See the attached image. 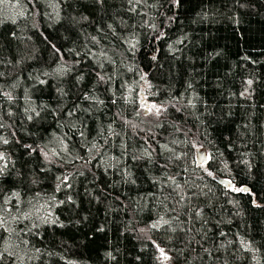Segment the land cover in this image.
<instances>
[{"label": "trees", "instance_id": "trees-1", "mask_svg": "<svg viewBox=\"0 0 264 264\" xmlns=\"http://www.w3.org/2000/svg\"><path fill=\"white\" fill-rule=\"evenodd\" d=\"M0 156V264H264V0H0Z\"/></svg>", "mask_w": 264, "mask_h": 264}, {"label": "rangeland", "instance_id": "rangeland-1", "mask_svg": "<svg viewBox=\"0 0 264 264\" xmlns=\"http://www.w3.org/2000/svg\"><path fill=\"white\" fill-rule=\"evenodd\" d=\"M143 106L146 108V111L153 112L154 115H155V114L157 115V110H156L154 107L149 106V104H148L145 100H143ZM151 109H152V110H151ZM201 154H204L205 156L208 155L207 152H206L205 150H203V149H201V150L198 152L197 156H200ZM160 254L162 255V257H163V259H164L165 261H168V259H169V255H168V253H167L166 251H164V250L162 249Z\"/></svg>", "mask_w": 264, "mask_h": 264}, {"label": "water", "instance_id": "water-1", "mask_svg": "<svg viewBox=\"0 0 264 264\" xmlns=\"http://www.w3.org/2000/svg\"><path fill=\"white\" fill-rule=\"evenodd\" d=\"M206 161H207V156H205L204 154H201L200 155V159H199V163H203V162H206ZM218 181L220 183H222L223 185H225L226 187H228V188L233 185L232 182H230L227 179H218Z\"/></svg>", "mask_w": 264, "mask_h": 264}, {"label": "snow or ice", "instance_id": "snow-or-ice-1", "mask_svg": "<svg viewBox=\"0 0 264 264\" xmlns=\"http://www.w3.org/2000/svg\"><path fill=\"white\" fill-rule=\"evenodd\" d=\"M2 158V156H0ZM237 191H246L245 189H237Z\"/></svg>", "mask_w": 264, "mask_h": 264}, {"label": "bare ground", "instance_id": "bare-ground-1", "mask_svg": "<svg viewBox=\"0 0 264 264\" xmlns=\"http://www.w3.org/2000/svg\"><path fill=\"white\" fill-rule=\"evenodd\" d=\"M160 250H162V248H160ZM169 255V254H168ZM162 256V255H161Z\"/></svg>", "mask_w": 264, "mask_h": 264}]
</instances>
